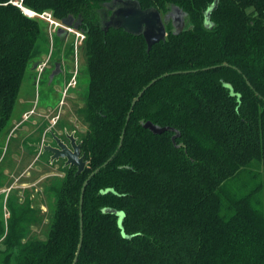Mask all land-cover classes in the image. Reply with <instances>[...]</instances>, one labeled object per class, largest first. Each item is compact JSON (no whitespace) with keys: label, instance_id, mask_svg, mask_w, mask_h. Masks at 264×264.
<instances>
[{"label":"trees","instance_id":"obj_1","mask_svg":"<svg viewBox=\"0 0 264 264\" xmlns=\"http://www.w3.org/2000/svg\"><path fill=\"white\" fill-rule=\"evenodd\" d=\"M13 1L0 0V136L30 63L51 42L48 23ZM112 1L23 0L73 17L85 34L87 167H69L55 188L46 240L23 242L27 212L12 209L6 235L0 223V264H73L82 188L99 168L84 194L77 264H264V0H219L209 22L215 0H138L186 14L185 30L168 23L150 52L143 36L105 32ZM149 121L180 137L154 134Z\"/></svg>","mask_w":264,"mask_h":264},{"label":"rangeland","instance_id":"obj_2","mask_svg":"<svg viewBox=\"0 0 264 264\" xmlns=\"http://www.w3.org/2000/svg\"><path fill=\"white\" fill-rule=\"evenodd\" d=\"M57 22L63 25L61 20ZM60 29L53 32L54 41L50 42L49 50L30 63L11 120L0 136V223L6 235L12 209L18 215L26 211L28 221L23 224L26 232L23 242L48 238L57 202L55 188L69 168L63 159L51 162L50 154L43 150L49 143L43 133L58 114L59 124L75 130L79 141L87 131L85 115L81 113L89 86L85 39H77L76 33L67 29L62 39L58 35ZM60 53L67 79L75 73L78 77V85L69 92L63 75L57 76L52 84L48 81L53 68L51 62H56ZM40 61V64L50 61L42 76L35 68ZM4 236H0V246Z\"/></svg>","mask_w":264,"mask_h":264},{"label":"water","instance_id":"obj_3","mask_svg":"<svg viewBox=\"0 0 264 264\" xmlns=\"http://www.w3.org/2000/svg\"><path fill=\"white\" fill-rule=\"evenodd\" d=\"M219 0H215L214 4L209 8L205 14L206 22H209L211 14L218 7ZM108 10L110 13L105 12L103 20V29L105 32H108L110 29H122L125 32L134 35V36H143L148 45V52L151 51L152 47L155 44L160 42H165L168 37L167 25L172 23L173 33L180 34L186 28L185 17L186 14L179 9L174 7L170 13L167 15H162V13L154 7L143 9L138 0H113L111 4L108 5ZM62 23L66 27H71L74 30H79V22H76L73 17H67L62 20ZM64 28L60 29L58 35L61 38H64L65 35ZM64 34V35H63ZM67 34V33H66ZM37 65H35L36 68ZM57 71L53 72L52 76L58 74L60 70V64H57ZM157 80L151 82L134 100L132 109L129 113L127 120L129 121L130 115L133 111L134 106L138 100L143 96L145 91L150 88ZM144 127L154 134H163L167 131H173L176 135L173 137V142H176V139L180 137L178 130L161 127L153 124L152 122H146ZM125 130L123 132L119 149H121L123 140H124ZM53 140L56 142V146L53 145H44L43 150L52 154L51 162L63 159L66 160V166L76 167L77 175L83 173L87 167V162L85 156L81 153V143H78V139L75 137V133L67 135V138L70 140V145L66 144L62 139L52 133ZM118 149V150H119ZM112 158L109 160L111 161ZM109 162L103 165L105 167ZM100 171V168L93 172L88 179L85 181L82 192H81V201H80V218H81V239L78 248V252L73 264H77L79 255L81 253L83 239H84V221H83V201L86 188L90 180ZM107 212L115 213L121 218L124 217L122 212L115 210H107ZM121 224V223H120Z\"/></svg>","mask_w":264,"mask_h":264},{"label":"flooded vegetation","instance_id":"obj_4","mask_svg":"<svg viewBox=\"0 0 264 264\" xmlns=\"http://www.w3.org/2000/svg\"><path fill=\"white\" fill-rule=\"evenodd\" d=\"M52 56H53V52H52ZM61 58H62V54L60 53L57 56V61L54 62L53 64L51 62V65H52L53 68L50 69L51 71H50V73L48 75V81H49L50 84H52L53 81L56 79V77L59 76V75L60 76L63 75L67 79V75H66V71L67 70L63 67V63H62ZM51 59L52 58H50V61H51ZM50 61H49V63H50ZM40 63H41V61L36 64L37 65L36 68L39 67ZM48 64L45 63V68L42 71V73L39 74L40 76H42L46 72V70L48 69L47 68L48 67ZM57 64H60V70H59L58 74L52 76L53 72L57 71V69H56ZM65 83H66V85H65L66 92H69L70 90L75 89L76 86L78 85V77H77V74L75 73V74L69 76V79H67V81H65ZM71 93L72 92H70L69 95L72 96ZM60 117H61V115L58 114L57 117L55 116V117L52 118L53 121L51 122V125L52 126H55L57 131L56 130H53V129H50L49 130V133H48L49 134V138H48L49 139V143H47L45 145H53V146H56V142L53 140L52 133H54L56 136H58L60 139H62V141H64L68 145H70V140L67 138V135H70L72 133H75V137L78 139V143H81L79 141V138L76 136V131L75 130H70V127H67V126H64V125L59 124ZM51 156H52V154H50V158H51ZM64 162H66V160H64Z\"/></svg>","mask_w":264,"mask_h":264},{"label":"built area","instance_id":"obj_5","mask_svg":"<svg viewBox=\"0 0 264 264\" xmlns=\"http://www.w3.org/2000/svg\"><path fill=\"white\" fill-rule=\"evenodd\" d=\"M13 3L19 7L21 10H23V12L30 18H40V19H43L45 21H47V23L49 24V35H50V41H54L53 39V32L58 29L59 27L60 28H64V29H67L69 32H75L76 35H77V39H79L78 37H80L81 39H85V34L82 33V32H79V31H74V29H71V28H68L64 25H60L58 22H57V19H55L53 17V15L50 13V12H45L43 14H39V13H36L34 11H31L27 8H25L23 6V0H17V1H13ZM29 12V13H28ZM55 27V28H54ZM45 68V63L44 64H40L39 67H38V70H39V74L42 73V71L44 70Z\"/></svg>","mask_w":264,"mask_h":264},{"label":"crops","instance_id":"obj_6","mask_svg":"<svg viewBox=\"0 0 264 264\" xmlns=\"http://www.w3.org/2000/svg\"><path fill=\"white\" fill-rule=\"evenodd\" d=\"M49 128H52V125H50ZM49 128H46L47 131L45 130L46 132H44V133H43V131H42V133L45 135V136H44V139H45V140H48V138H49V134H48V133H49V131H48ZM49 130H50V129H49ZM54 130H56V128H55ZM56 131H57V130H56ZM43 134H42V135H43ZM45 142H47V141H45ZM48 142H49V141H48Z\"/></svg>","mask_w":264,"mask_h":264},{"label":"bare ground","instance_id":"obj_7","mask_svg":"<svg viewBox=\"0 0 264 264\" xmlns=\"http://www.w3.org/2000/svg\"><path fill=\"white\" fill-rule=\"evenodd\" d=\"M29 13V12H28Z\"/></svg>","mask_w":264,"mask_h":264}]
</instances>
